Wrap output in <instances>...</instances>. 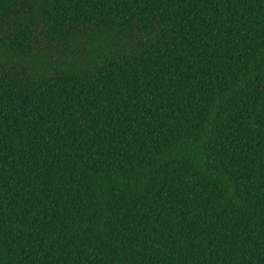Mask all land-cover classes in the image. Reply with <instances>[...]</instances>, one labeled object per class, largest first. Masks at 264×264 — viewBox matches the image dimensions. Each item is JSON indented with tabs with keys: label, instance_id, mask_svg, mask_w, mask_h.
Returning a JSON list of instances; mask_svg holds the SVG:
<instances>
[{
	"label": "trees",
	"instance_id": "16d2710c",
	"mask_svg": "<svg viewBox=\"0 0 264 264\" xmlns=\"http://www.w3.org/2000/svg\"><path fill=\"white\" fill-rule=\"evenodd\" d=\"M0 264H264V0H0Z\"/></svg>",
	"mask_w": 264,
	"mask_h": 264
}]
</instances>
